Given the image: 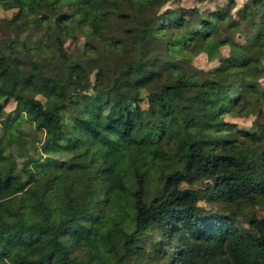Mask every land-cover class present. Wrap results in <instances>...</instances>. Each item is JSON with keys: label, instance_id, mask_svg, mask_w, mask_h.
Masks as SVG:
<instances>
[{"label": "trees", "instance_id": "16d2710c", "mask_svg": "<svg viewBox=\"0 0 264 264\" xmlns=\"http://www.w3.org/2000/svg\"><path fill=\"white\" fill-rule=\"evenodd\" d=\"M89 1L0 0V264H264V0H102L108 32ZM174 92L215 119L167 113Z\"/></svg>", "mask_w": 264, "mask_h": 264}, {"label": "rangeland", "instance_id": "374dc122", "mask_svg": "<svg viewBox=\"0 0 264 264\" xmlns=\"http://www.w3.org/2000/svg\"><path fill=\"white\" fill-rule=\"evenodd\" d=\"M224 1L225 0H204L202 2H199L198 4L200 6L213 5L216 2L223 3ZM236 1L241 3L243 0H236ZM179 3L185 7H189L194 3V0H179ZM169 4H172V3H169ZM177 4H178V2H177ZM89 5H90V12H89V16H88L89 23L96 25L97 27L102 29L104 32H108L110 24L103 19L101 12H100V10L102 8H105V3L102 0H90ZM11 12H12L11 9L6 10L0 6V17L9 16L11 14ZM82 41H83V36L78 35L76 40L75 39L73 40L71 38H67L65 40V44H66L67 49L71 53L77 54V53H79L78 50L81 47L80 44L82 43ZM165 43H166V40L163 36L152 34L150 36V39H149L147 46L145 48V52L146 53L147 52L148 53H157V54L161 53ZM228 54L233 55V58H234L233 60H235L234 55H237L238 57H240V53L235 52V51H231V50L228 51V46L224 44L220 47V50L217 53H215V55L213 57L207 58L205 52H199L195 56L191 57L190 59L193 61V63L196 66H200V67H204V68H210V67H214L218 64H223L225 61L224 57L228 56ZM75 58L78 60L84 61L86 63L88 71L90 72V76L92 78L93 77L92 68L94 66H96V64H97L96 60H89V59L84 58L81 55H76ZM85 59H86V61H85ZM59 65L61 66L62 70L65 68V65L63 64L62 61L59 62ZM63 72H64V70H63ZM260 83H261V86L263 88L264 87V77L260 78ZM158 86H159V83L156 82L153 87L158 88ZM143 92H146V91H143ZM148 92H150V90ZM186 97H185V94H183V93L174 92L172 105H171V108L167 111V113H169V114L176 113L180 116H184L186 113H190V114L194 115L195 117L204 116V118L206 120H214L215 119L216 114L213 111V107L211 108V102L209 100L198 99V98H195L192 96L190 98L187 97L188 98L187 99ZM15 106H16V103L12 99L8 100L4 104V108L6 110H11L13 112H15ZM263 107H264V101H263ZM255 118H256L255 113L247 111L246 107H242V106L240 107V109H238L237 111H235L233 113L226 112L222 115L223 120H227V121L232 123L233 126L231 128H233V127L234 128H238V127L249 128L253 124ZM196 124H198V121H196ZM200 124L197 125V129L194 131V134H196V132H198V126H200ZM191 135H192V133H191ZM203 146H204V149H207V147H208L207 144H204ZM199 203H201L202 205H204L207 208L215 207V203H210V202H207L205 200H200ZM255 211H257L259 214H261L264 212V209L261 206H258L257 208L255 207ZM168 249H172V248L169 246ZM152 257H154V256H152ZM169 259H170V257H168V256H166V257L156 256L155 260H153V259L151 260V263L152 264H168Z\"/></svg>", "mask_w": 264, "mask_h": 264}]
</instances>
